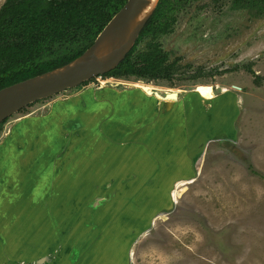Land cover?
Segmentation results:
<instances>
[{"label":"rangeland","instance_id":"1","mask_svg":"<svg viewBox=\"0 0 264 264\" xmlns=\"http://www.w3.org/2000/svg\"><path fill=\"white\" fill-rule=\"evenodd\" d=\"M5 1L0 0V8ZM174 28L161 41L171 60L178 59L179 73L172 80H152L149 84L158 86L164 96L179 99L177 103L169 105L142 96L145 93L134 84L141 80L135 77L99 75L25 107L3 124L0 245L6 248L7 259H20L1 258L0 264H66L71 256L79 264L90 254L83 248L68 250L70 256L66 257L59 246L37 260L31 255L23 257L20 252L27 236L22 220L31 219L33 208L40 213L33 215L35 226L44 229L38 222L42 215L49 209L51 216L57 215L54 204L49 207L46 201L52 197L59 205L63 187L74 190L80 181L79 171L74 172L71 165L80 161L83 169L86 160L95 162L100 156L102 159L93 164L100 169L90 174L82 171V177L97 181L95 185L89 182L86 194L110 195L106 205L113 194L117 196L118 191H111L116 176L111 169L108 174L113 177L103 176L111 166L116 167L107 156H116L119 162L115 169L128 168L129 172L119 178L120 184L127 183V191L132 185L136 188L127 193V199L112 200V208L105 209L108 217L112 215L120 222L122 239L115 245L121 252L113 256V264H264V15L236 10L228 0H199L180 14ZM97 101L104 106L111 103L98 127L93 120L96 113H92L79 129H67L72 119L59 116V108L64 110L71 103L73 107L98 110L89 104ZM120 103L123 106L116 109L115 104ZM54 127L58 128L57 135L53 145H48L52 152L46 157L56 150L75 147L73 158L55 160L48 176L38 160L36 165H24L33 157L23 160L22 165L14 159L26 146L23 138L35 135L42 136L38 143L33 145L32 141L31 151L37 158L43 157L45 153H38L40 143L47 147ZM104 127L108 131L102 133L100 128ZM85 133L88 140L83 138ZM108 136L113 137L112 142ZM28 155L29 151L25 157ZM72 177L73 184L68 181ZM179 181L186 184L178 187ZM161 183L169 186L160 188ZM176 189L175 200L172 193ZM66 198L75 201L67 191ZM88 201L79 200L76 204L83 206L75 213L65 211L68 229V224L73 230L72 223L81 220L83 230L90 229L96 208ZM85 206L89 211L86 216ZM103 219L99 217L91 229L100 227L103 231ZM74 228L79 231V225ZM118 237L119 233L114 235Z\"/></svg>","mask_w":264,"mask_h":264},{"label":"trees","instance_id":"2","mask_svg":"<svg viewBox=\"0 0 264 264\" xmlns=\"http://www.w3.org/2000/svg\"><path fill=\"white\" fill-rule=\"evenodd\" d=\"M126 1L6 0L0 8V89L81 55ZM191 1L160 0L134 47L104 76L135 77L146 82L172 80L178 65L168 61L161 37L170 32L173 14ZM228 1L236 10L264 15V0ZM6 121L0 124V132Z\"/></svg>","mask_w":264,"mask_h":264},{"label":"crops","instance_id":"3","mask_svg":"<svg viewBox=\"0 0 264 264\" xmlns=\"http://www.w3.org/2000/svg\"><path fill=\"white\" fill-rule=\"evenodd\" d=\"M137 88H140L144 92V90L141 87H137ZM145 94H142V96H144L146 98L154 97V96H149V95L146 94L148 96L147 97ZM203 96H205V95H203ZM125 97H128V95H126ZM125 97L123 99H126ZM154 98H156V97H154ZM178 100L179 99H176L175 103H177ZM109 103L110 102H107V106H104L102 104V101H97L96 103H93V102L89 103L92 108H97L98 110H92V109H86V108H85L86 109L85 110L83 108H78V106L73 107V104L70 103V106L68 108H65L64 110H62V108H59V110H58L59 112L58 113H59V116L65 115L66 120L68 118L72 119L71 120L72 122H70V121L67 122L68 123L67 124V127H68L67 129H71L72 131L79 129V126H81L82 121H85L89 117V114L96 113V115L93 117V120L97 123V127H98V125L100 123L99 120L100 119H102V120L104 119V116H102V115H104L103 112L108 113L109 110H111V106H110L111 103L110 104ZM115 105H116V109H117V107H119V106L122 107L123 103H120L118 105L115 104ZM169 105H171V104H169ZM78 109L82 110L84 115L82 113H78L79 112ZM145 111H146V109H145ZM145 111H142V112H145ZM122 112L124 113V110H122ZM60 120H62V119H60ZM73 121H75V122L77 121L76 122L77 124L74 123ZM97 127H96V129H97ZM43 130H44V127L42 128V132H41L42 135H43V132H44ZM57 130H58L57 127H54V130H52V134H51V138H50L51 141L49 139V143L47 142V147H46L44 142L40 143L41 144V149H40V151L38 153H45L43 155V157L40 156L39 158H37L38 157L37 155H35L34 153H30V151L33 149V146H31L32 145V141H34L35 143H38L39 142L38 139L41 138V136H42V135H40V137H37L35 135V136H32V137H28L27 136V137L23 138L26 146H24V148H22V150H21V151H23L22 154L17 155L19 158L17 159V157L14 156V159L19 160V163L22 165L23 164L22 163L23 160H26L28 157H33L31 159V161L25 163L24 165L27 166V165L33 164V163L36 165V160H38V163L40 162L39 163L40 164V169L44 165V168H43V170L45 172L44 175L45 176L46 175L47 176L50 175V172H51L50 168H51V165L53 163H55V160H59L61 157L63 159L69 160V159L73 158L75 156V154H76V149H75V147H73V148H69L67 151L56 150V153H54L53 156L46 157V153H51L52 152L51 146H48V145H50V144L53 145V141L55 140V137L57 135ZM60 130H61L62 134H65L63 132L62 127H60ZM100 131L102 133H104V131H108V130H107L106 127H104V128H100ZM89 132L91 134V137H95L93 135V133H92V129H89ZM100 136H102V135H100ZM35 137H37V138H35ZM67 137L68 136H62L63 139H65ZM96 137H98V136H96ZM33 138H35V139H33ZM83 138L88 140L89 136H87L86 133H85ZM108 139L112 142L113 137L108 136ZM30 140H31V142H30ZM88 142H90V141H88ZM54 145H56V144H54ZM28 151H29V155L27 157H25V155H26V153ZM9 156L11 157L10 154H9ZM96 156H98V155L96 154ZM115 157L116 156H107L108 159H111V161L113 163V166H116V167H112L111 166L106 171V174L103 175V176L104 177H113L112 174H108V171L110 169H111V172H113L114 176H116L117 180L111 183V187L113 188L111 191H113V190L118 191L117 192V196L115 197V195L113 194V196L108 200V203L106 205L105 202H107V198H109L110 195H109V197L105 196V198H104V195H106V194H104V195H99L98 194V195H96L94 197H93V195L86 194L88 186L90 184L93 185V182H94V185H95L97 183V181H95V180L89 181L88 179L82 177V171H83V169L87 170L88 174L92 173V171H97V168H98L97 164H95V165H93V164L95 162H97V160L102 159V156H100L99 159H96L95 162H93V161L89 162V161L86 160V164H84L82 166L83 169H81V165L79 164L80 161H77V162L75 161L76 164L73 163L71 165V167L74 170V172H78L79 171V173H80V175H79V178H80L79 180L80 181L78 183H76V186H77L76 189L69 190L68 188H64L63 187V190L61 192V194L63 193V195H61V199L59 197L56 198L57 201L60 199L59 205H57V202L53 203V198L52 197L49 199V201H46V203H45V205H48L49 207H52L53 204H54L53 210H55V213L57 215H59V217L56 218L57 215L51 216V214H50L51 209L47 210L46 215H42L43 217L40 220H38L39 223H43L44 224L45 228L41 229V228L35 226V218H33V215L38 216V215H40V213L38 211L35 212L33 210V208H31L32 215L29 216V217H31V219L28 220L27 218H25V219L22 220V227L26 231L27 239L23 240V248L21 249L20 255H23V257H26L27 255H31V256L34 257L33 258L34 260H37L38 258H41L44 255L50 253L51 251H54V249L56 247L60 246L58 248L59 252L62 253V251H64L62 254H64V256L67 257V255L70 256L69 253L67 254L68 250H73V251L74 250H80V249L83 250V248H84V249H87L88 252H90V254L85 256L84 260H80L79 264H113V258L116 255H118L119 252H121L118 249L120 246L115 245L116 242L118 243L122 239L121 232H120V227H119L120 222L118 220L114 221V217L112 215H110V217H108V213H105V209H109V207L112 208V206H111L112 205L111 204L112 200L113 201L114 200L123 201V200L128 198V194L127 193L130 190H132V189L136 190L134 185H132V187H131L132 189H129L127 191L126 189H128V187H127L128 184L127 183L120 184V179L119 178L124 176V174L128 173L129 171H128V168L124 167V166H122L119 169H115L118 166L114 165V164L116 162L117 163L119 162L117 159H115ZM122 160H124V159H122ZM38 163H37V165H38ZM98 169H100V168H98ZM41 175H42V177H44L43 174H41ZM65 175H69L70 176L71 174H65ZM107 175H109V176H107ZM68 178H67V180H68ZM85 180H87V181H85ZM65 181H66V179H65ZM68 181L73 184V182L75 180L72 177ZM89 182H90V184H89ZM0 183H1V180H0ZM2 185H0V188L3 189ZM108 185H109V183H108ZM158 186L160 188H162V187H168L169 185H165V184L161 183ZM66 191L72 194V196L74 197L75 201H73V200L67 201L66 200L67 199L66 198ZM163 191L166 192L167 189H165ZM107 192H109V191H107ZM98 198H103V199L98 200V202H96ZM87 199L90 200V201H88L89 202L88 204L91 207L96 208V210L93 212V216L91 217V219H92L91 222L92 221L93 222L92 223L89 222V224H91L90 229L88 231L83 230L84 227H85V225L81 223V221H83V220H81L80 222H77V223H72L73 230H71V226H70V224H68V226H69V229H68L67 228V223L65 222L64 216H63L65 214V211L67 210L70 213L77 212V210L80 209L83 205H79V204H76V203L79 200H81V201H83L86 204ZM40 207H42V205H40ZM105 207H108V208H105ZM85 208L86 209H84V212H85L84 216H86L89 213L88 207L85 206ZM37 210H38V207H37ZM111 211H113V210H111ZM79 213H80V211H79ZM91 215H92V213H91ZM99 217H102V219L104 218L103 221L106 223L105 224V228L102 231V228L97 227L96 231H93L91 229L92 225H94V223L97 224V220H98ZM151 217H153V216L151 215ZM87 222L88 221H85L84 223L87 224ZM74 225H76V227L79 225V231L78 232H76V230H74L75 229ZM94 227H96V226H94ZM67 231L68 232L71 231V233L69 234ZM108 231H110V234L108 233ZM118 233H119V237L118 238H114V235H116ZM76 234H79V235L76 236ZM80 236H82V237H80ZM36 239H39V240H36ZM42 240H44L46 242L43 243V242H41ZM53 240H56L57 242L50 243ZM66 240H68L67 243H65ZM26 243H27L28 246L26 247V250H25V244ZM61 244L64 245L65 247L61 248V247H63ZM0 248H4L5 249L4 250L5 251V255H7L6 248L4 247V245H0ZM1 253H2L1 255H3V252H1ZM61 253L57 254L56 256L57 257L61 256ZM5 259L6 260H10V261H14V260H19L20 258L18 257V258H14V259H7L5 257ZM0 260H2V259L0 258ZM75 260L76 259L71 256L70 262L67 259L66 260V264H75L73 262ZM56 262H60V261H56ZM4 263H8V262H2L1 264H4ZM60 264H62V263H60Z\"/></svg>","mask_w":264,"mask_h":264},{"label":"water","instance_id":"4","mask_svg":"<svg viewBox=\"0 0 264 264\" xmlns=\"http://www.w3.org/2000/svg\"><path fill=\"white\" fill-rule=\"evenodd\" d=\"M159 2L127 0L81 55L62 66L1 88L0 124L37 101L77 88L115 69L136 44ZM153 94L163 97L158 92Z\"/></svg>","mask_w":264,"mask_h":264},{"label":"flooded vegetation","instance_id":"5","mask_svg":"<svg viewBox=\"0 0 264 264\" xmlns=\"http://www.w3.org/2000/svg\"><path fill=\"white\" fill-rule=\"evenodd\" d=\"M194 1H199V0H192L191 2H187L186 4H185V6H183L182 8H180L179 10H177L174 14H173V17L170 19V21H171V24H170V26H169V30H170V32H168L167 34H165L164 35V37L165 36H167V35H169L170 33H172L173 31H174V27H175V24L178 22V20H179V17H180V14L182 13V12H184L185 10H187V8L188 7H190V5H192L193 4V2ZM162 38V37H161ZM160 44H162V48L164 49V51H166L165 50V48H164V46H163V43H162V41H161V43ZM168 52V51H167ZM168 54H169V56H168V61H171V62H174V61H176L177 62V65H178V73H179V61H178V59H175V60H171V56H170V53L168 52ZM175 75H177V73L175 74ZM174 75V76H175ZM100 76H102V77H106V76H104V74L103 75H100ZM173 76V77H174ZM108 78V77H107ZM141 81H145V80H141ZM147 83H149V82H147ZM83 85V84H82ZM196 89V86H195V88L194 89H192L193 91H196L195 90ZM184 91V90H183ZM165 94V93H164ZM155 95V94H154ZM180 103V102H179ZM188 102H187V106H188ZM192 106H193V104H192ZM164 109L166 110V107H164ZM20 144H21V142L18 144L19 146H20ZM22 148L23 147H21V150H22ZM30 153H32V151H30ZM3 183H4V181H3ZM5 249L4 248H0V258H5V251H4ZM1 252H3V255H1L2 253Z\"/></svg>","mask_w":264,"mask_h":264},{"label":"bare ground","instance_id":"6","mask_svg":"<svg viewBox=\"0 0 264 264\" xmlns=\"http://www.w3.org/2000/svg\"><path fill=\"white\" fill-rule=\"evenodd\" d=\"M135 83H137V85H139V87H141L143 90H144V92L147 94V95H149V96H154V97H156V98H158V99H160L161 101H165V102H167L168 104H170V103H172L173 101H175L177 98H169V97H166V96H164L163 94H161L162 92H160L159 90V88H157V87H155L154 85H152V84H149V83H147V82H143V81H138V82H134V84ZM156 89H158V90H156ZM163 90H165V89H163ZM167 91V90H166ZM154 92H158L160 95H163V97H161V96H159V95H153V93ZM172 95V94H171ZM204 95L205 96H210V95H207L206 93H204ZM209 98V97H208ZM36 141V140H35ZM35 144V142L33 143V145ZM34 149V148H33ZM33 151V150H32ZM186 183L185 182H180L179 181V183H178V187H180V186H184ZM172 195H173V197H174V199L176 200V199H178V195H177V189L172 193ZM105 196L106 197H108V195H104V198H105ZM100 204V203H99Z\"/></svg>","mask_w":264,"mask_h":264}]
</instances>
